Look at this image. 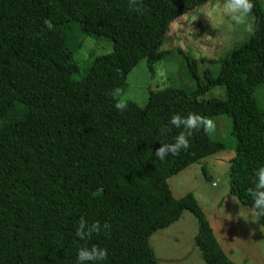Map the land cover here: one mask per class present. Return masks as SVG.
Here are the masks:
<instances>
[{"label": "trees", "instance_id": "16d2710c", "mask_svg": "<svg viewBox=\"0 0 264 264\" xmlns=\"http://www.w3.org/2000/svg\"><path fill=\"white\" fill-rule=\"evenodd\" d=\"M209 1L138 0L130 7L128 0H0V264H74L84 244L107 248L105 264H160L151 236L186 210L199 223L194 244L204 263L236 264L194 193L177 197L169 182L224 143L201 128L181 152L164 161L152 155L171 114H228L237 141L230 192L250 207L253 172L264 165V107L256 94L264 83V1L252 0L250 32L231 23L233 46L214 60L217 71L202 77L199 61L208 60L185 52L172 26ZM92 35L112 48L92 52L85 77L76 79L75 54ZM177 51L193 89L150 88L144 105L126 99L125 110L112 106L108 93L119 87L123 97L143 59L155 73V64ZM218 85L225 97L205 96ZM202 169L209 178L206 164ZM82 216L110 227L81 241L74 226Z\"/></svg>", "mask_w": 264, "mask_h": 264}, {"label": "rangeland", "instance_id": "374dc122", "mask_svg": "<svg viewBox=\"0 0 264 264\" xmlns=\"http://www.w3.org/2000/svg\"><path fill=\"white\" fill-rule=\"evenodd\" d=\"M218 3L222 1L210 0L193 12H189L190 14L187 13L189 15L184 18L185 24L176 22L172 26V33L181 36L180 46L185 52L190 49L198 60L201 57L208 60L199 61V73L202 77L206 69L216 72L219 63L214 60L219 59L227 48L233 46L231 44L233 40L228 35L231 22L225 19L214 28L209 18L199 12L202 10L210 12ZM249 16L251 17L250 14ZM211 20L215 24L218 17L213 15ZM236 40L238 38H235ZM101 41H103L102 45ZM111 48V41L105 38L93 35L86 37L82 47L78 48L75 54V58L79 61L80 72L74 77L76 79L85 77L93 59L90 58L92 52L98 55L110 51ZM147 66L148 61L143 59L130 72L127 92L122 97L123 100L132 99L144 105L150 88L161 89L172 84L193 89L197 85L187 70L184 57L178 51L158 61L155 64V73L148 71L149 66L148 68ZM256 94L264 107V83L257 88ZM205 96L225 97V86L218 85L210 89ZM208 120L212 121V126L207 127V130L213 131L211 137L224 143V150L205 157L171 177L170 185L177 197L188 192L194 193L215 229L223 249L236 264H264L263 226L260 220L251 221L255 218L250 214V207L240 203L230 192L229 160L235 154L237 142L232 134V118L228 114H218L208 117ZM204 164L209 178L202 172ZM214 182H217L216 188L211 187ZM198 229L199 223L196 217L191 211L186 210L177 222L168 228L156 231L151 236V244L160 264H205L201 252L194 244Z\"/></svg>", "mask_w": 264, "mask_h": 264}, {"label": "clouds", "instance_id": "9594fccd", "mask_svg": "<svg viewBox=\"0 0 264 264\" xmlns=\"http://www.w3.org/2000/svg\"><path fill=\"white\" fill-rule=\"evenodd\" d=\"M129 6H135L138 0H128ZM253 7L252 0H222V3L214 5L210 12L199 11L204 13L210 20L212 26L216 28L225 19L230 21L234 26H243L245 31H251L252 25L249 23V14ZM217 16L218 20L214 24L211 17ZM43 25L48 31H54L55 26L51 19L45 18ZM112 99V106L123 111L126 108V103L122 99V90L119 87H114L108 93ZM212 126V121L206 119L199 113L189 112L186 115L173 113L170 115L167 124L159 129L161 145L155 150L152 155L160 161H164L166 156L175 155L182 150L188 148L189 140L194 131L201 128ZM179 129L174 138L167 140L166 134L171 129ZM212 188L217 187V182L211 185ZM250 197L251 215L255 218L251 221H257L264 218V165L258 166L253 172L252 187L248 190ZM109 224L105 221L101 224L99 221L89 222L83 216L74 226V235L81 241L89 240L93 234H98L106 231ZM108 256V250L105 247L97 244L81 245L76 249L74 264H105Z\"/></svg>", "mask_w": 264, "mask_h": 264}]
</instances>
